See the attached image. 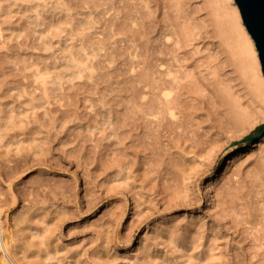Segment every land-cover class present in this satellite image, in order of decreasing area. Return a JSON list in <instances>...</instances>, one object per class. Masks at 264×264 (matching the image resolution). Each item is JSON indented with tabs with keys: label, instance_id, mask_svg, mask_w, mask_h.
Masks as SVG:
<instances>
[{
	"label": "rangeland",
	"instance_id": "obj_1",
	"mask_svg": "<svg viewBox=\"0 0 264 264\" xmlns=\"http://www.w3.org/2000/svg\"><path fill=\"white\" fill-rule=\"evenodd\" d=\"M232 3L0 0V264H264Z\"/></svg>",
	"mask_w": 264,
	"mask_h": 264
},
{
	"label": "bare ground",
	"instance_id": "obj_2",
	"mask_svg": "<svg viewBox=\"0 0 264 264\" xmlns=\"http://www.w3.org/2000/svg\"><path fill=\"white\" fill-rule=\"evenodd\" d=\"M226 1H228V0H226ZM233 1V10L231 11L234 15H233V17L235 18V19H233V20H235V21H233L231 18H229V17H232V16H230V14H229V16L226 14V17L228 18V19H231L232 21H233V29L238 33V35H237V40L238 41H234V39H233V43H237L238 44V47L239 46H245L244 47V49H243V51L242 52H240V56H242V58H245V61L246 62H249V60H250V62L249 63H247L246 65H245V67H247V68H249V71H252L253 72V76H252V84L251 85H253L252 87H253V94H252V97H254L255 99V101H258V102H262L263 103V106H264V76H263V73H262V70H261V64H260V60H259V56H258V51H257V49H256V47H255V43H253V39L251 38V35L247 32V30H246V28H245V26H244V24H243V22H242V19H241V14H240V11H239V9H238V7H237V5H236V3H235V0H232ZM223 4V3H222ZM228 5V4H227ZM221 9V8H220ZM232 9V8H231ZM226 11V10H225ZM215 13V12H214ZM223 13V12H222ZM215 15V14H214ZM220 16V15H219ZM225 17V16H224ZM227 19V20H228ZM224 22V21H223ZM235 22V23H234ZM218 23V22H217ZM227 24V23H226ZM217 28H219V25H218V27ZM229 30V29H228ZM234 31V32H235ZM233 32V33H234ZM232 33V34H233ZM222 34V33H221ZM229 35V34H228ZM235 35V34H234ZM235 37H236V35H235ZM236 39V38H235ZM230 40V39H229ZM232 43V44H233ZM236 44V45H237ZM235 45V46H236ZM231 46V45H230ZM233 48V47H232ZM243 47H241V49H242ZM238 49V48H237ZM240 49V48H239ZM238 49V50H239ZM235 50V49H234ZM241 51V50H240ZM238 52V51H237ZM239 53V52H238ZM237 53V54H238ZM235 56V55H234ZM237 57V56H236ZM241 58V59H242ZM239 60V59H238ZM248 60V61H247ZM240 62V61H239ZM239 62H238V64H239ZM245 64V63H244ZM238 66V65H237ZM240 67V66H239ZM238 67V68H239ZM241 69V68H240ZM243 69H246V68H243ZM242 71H245V70H242L241 69V72ZM250 73V72H249ZM138 74V73H137ZM171 74V73H170ZM141 75V74H140ZM142 75H144V74H142ZM169 76V75H168ZM242 76H244V75H242ZM245 76H246V72H245ZM139 77V76H138ZM148 77V76H147ZM174 77V76H173ZM146 78V77H145ZM187 78V77H186ZM249 78V77H248ZM149 79V78H148ZM174 79H175V77H174ZM154 80V79H153ZM186 80V79H185ZM247 80V79H246ZM249 81L251 80V79H248ZM137 81V80H136ZM146 81H149V80H146ZM161 81V80H160ZM176 81V80H175ZM189 81V80H188ZM139 82V81H138ZM158 82V81H157ZM178 82H180V81H178ZM182 82V81H181ZM185 82V81H184ZM248 82V81H247ZM251 82V81H250ZM141 83V82H140ZM146 85V84H145ZM189 85V84H188ZM248 85V84H247ZM161 86V85H160ZM162 86H164V84H162ZM178 86V85H177ZM182 86V85H181ZM168 87V86H167ZM167 87H162L163 88V90L161 91V93L167 98L168 96H170V94H171V92L172 91H169V90H167ZM251 87V86H250ZM251 87V88H252ZM151 88H154V87H151ZM183 88V87H182ZM185 88V87H184ZM195 89V88H194ZM182 90V89H181ZM188 92V91H187ZM154 94V93H153ZM224 94V93H223ZM159 95V94H158ZM172 95V94H171ZM222 95V94H221ZM162 96V95H161ZM160 96V97H161ZM146 97V96H145ZM225 97H227V96H225ZM155 98V97H154ZM171 98V97H170ZM253 99V98H252ZM148 100V99H147ZM228 102V101H227ZM153 103V102H152ZM235 103V102H234ZM262 103H260V104H262ZM157 104V103H156ZM168 104V103H167ZM177 104V103H176ZM166 105V104H165ZM236 105V104H235ZM259 105V104H258ZM164 106V105H163ZM163 106H162V108H163ZM227 106V105H226ZM168 107V106H167ZM262 107V106H261ZM173 108V107H172ZM229 108V107H228ZM171 109V108H170ZM235 109V108H234ZM244 110V109H243ZM174 111V110H173ZM231 111V110H230ZM237 111V110H236ZM241 111V110H240ZM245 111V110H244ZM244 111H243V114H244V116H245V113H244ZM254 111V110H253ZM157 112V111H156ZM162 112V111H161ZM169 112H171L172 113V111H169ZM229 112V111H228ZM242 112V111H241ZM160 113V112H159ZM170 114V113H169ZM173 114V113H172ZM240 114V113H239ZM255 114V113H254ZM235 115V114H234ZM237 115V114H236ZM248 115V114H247ZM232 116H233V114H232ZM241 116V115H240ZM243 116V117H244ZM234 118H236L235 116H234ZM237 118H238V115H237ZM245 118V117H244ZM234 121V120H233ZM239 121V120H238ZM238 121H236V122H238ZM235 124V123H234ZM239 124V123H238ZM243 129V128H242ZM231 164V162L229 163V165ZM213 192H214V190H213V188H212V186H210L209 188H208V190H207V193H206V196H205V205H208V204H211L212 202H211V198L213 197ZM13 197V202H12V204H15L16 202H17V199L15 198V196H12ZM2 202V201H1ZM3 207H2V205H0V229H1V231L3 232V226H2V221H1V213L3 212ZM0 231V232H1ZM9 243V242H8ZM0 248H2V250H5L6 252H8V250H9V245L7 244V242L6 241H2V242H0ZM3 260H5V259H3Z\"/></svg>",
	"mask_w": 264,
	"mask_h": 264
},
{
	"label": "water",
	"instance_id": "obj_3",
	"mask_svg": "<svg viewBox=\"0 0 264 264\" xmlns=\"http://www.w3.org/2000/svg\"><path fill=\"white\" fill-rule=\"evenodd\" d=\"M235 3L240 11L242 22L255 43L264 76V0H235ZM263 130L264 127L257 133L244 136L256 137ZM238 138L240 137L234 140Z\"/></svg>",
	"mask_w": 264,
	"mask_h": 264
}]
</instances>
